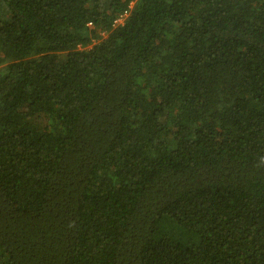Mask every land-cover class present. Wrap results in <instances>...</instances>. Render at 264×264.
Instances as JSON below:
<instances>
[{
	"label": "trees",
	"instance_id": "1",
	"mask_svg": "<svg viewBox=\"0 0 264 264\" xmlns=\"http://www.w3.org/2000/svg\"><path fill=\"white\" fill-rule=\"evenodd\" d=\"M0 17V264H264V0Z\"/></svg>",
	"mask_w": 264,
	"mask_h": 264
},
{
	"label": "built area",
	"instance_id": "2",
	"mask_svg": "<svg viewBox=\"0 0 264 264\" xmlns=\"http://www.w3.org/2000/svg\"><path fill=\"white\" fill-rule=\"evenodd\" d=\"M124 17H120L118 20H117V24H120L121 20H123Z\"/></svg>",
	"mask_w": 264,
	"mask_h": 264
},
{
	"label": "rangeland",
	"instance_id": "3",
	"mask_svg": "<svg viewBox=\"0 0 264 264\" xmlns=\"http://www.w3.org/2000/svg\"><path fill=\"white\" fill-rule=\"evenodd\" d=\"M0 19H5V18H3V17H0ZM122 21H123V20H121V22H120V23H122Z\"/></svg>",
	"mask_w": 264,
	"mask_h": 264
}]
</instances>
